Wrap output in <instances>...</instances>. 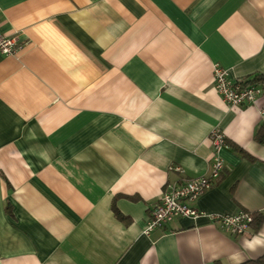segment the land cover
Wrapping results in <instances>:
<instances>
[{
	"label": "crops",
	"instance_id": "obj_1",
	"mask_svg": "<svg viewBox=\"0 0 264 264\" xmlns=\"http://www.w3.org/2000/svg\"><path fill=\"white\" fill-rule=\"evenodd\" d=\"M0 264H238L264 255L211 214L264 210V0H0ZM258 79L231 106L213 65ZM224 169L143 230L168 184ZM172 166H178V171Z\"/></svg>",
	"mask_w": 264,
	"mask_h": 264
},
{
	"label": "built area",
	"instance_id": "obj_2",
	"mask_svg": "<svg viewBox=\"0 0 264 264\" xmlns=\"http://www.w3.org/2000/svg\"><path fill=\"white\" fill-rule=\"evenodd\" d=\"M17 47L15 36L0 32V53L11 54ZM213 86L223 102L231 106L253 104L262 92L260 84L245 83V78L232 76L228 69L219 64L213 65ZM213 147L212 157L207 173L189 178L180 184H168L162 191L159 201L154 206L143 230L148 234L156 226H161L175 217H197L202 212L191 202L208 189L220 172L225 168L219 150L225 145L224 135L217 129L210 133ZM172 168L182 171L178 166ZM210 219L222 230L232 234H243L251 224V212L239 210L234 213L211 214Z\"/></svg>",
	"mask_w": 264,
	"mask_h": 264
},
{
	"label": "trees",
	"instance_id": "obj_3",
	"mask_svg": "<svg viewBox=\"0 0 264 264\" xmlns=\"http://www.w3.org/2000/svg\"><path fill=\"white\" fill-rule=\"evenodd\" d=\"M256 80H258V79H250V80L246 79L245 83L246 84H248V83L257 84L256 82H259V81H256ZM257 138L260 142H264V131H259L257 133ZM251 216H252V221H251L250 226H252V228L254 230H257L260 227V225L262 223H264V210L251 212ZM238 264H264V255H261L259 257L254 258V259H249L247 261H244V262L238 263Z\"/></svg>",
	"mask_w": 264,
	"mask_h": 264
}]
</instances>
